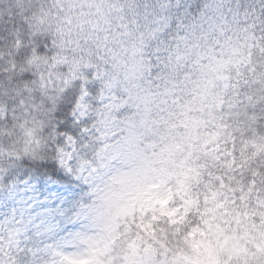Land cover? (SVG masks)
<instances>
[{"label":"snow or ice","instance_id":"obj_1","mask_svg":"<svg viewBox=\"0 0 264 264\" xmlns=\"http://www.w3.org/2000/svg\"><path fill=\"white\" fill-rule=\"evenodd\" d=\"M0 264H264V0H0Z\"/></svg>","mask_w":264,"mask_h":264},{"label":"clouds","instance_id":"obj_2","mask_svg":"<svg viewBox=\"0 0 264 264\" xmlns=\"http://www.w3.org/2000/svg\"><path fill=\"white\" fill-rule=\"evenodd\" d=\"M198 2H199L200 4H203V3H205V2H207V3H211V0H198Z\"/></svg>","mask_w":264,"mask_h":264}]
</instances>
